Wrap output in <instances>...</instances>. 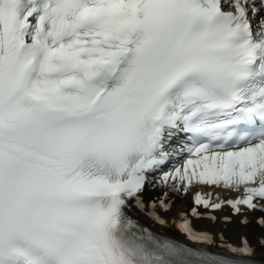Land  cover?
<instances>
[{
    "label": "snow or ice",
    "instance_id": "1",
    "mask_svg": "<svg viewBox=\"0 0 264 264\" xmlns=\"http://www.w3.org/2000/svg\"><path fill=\"white\" fill-rule=\"evenodd\" d=\"M196 185L238 195L197 191L193 217L264 227V0H0V264L253 260L247 238L213 254L129 215L164 226Z\"/></svg>",
    "mask_w": 264,
    "mask_h": 264
},
{
    "label": "bare ground",
    "instance_id": "2",
    "mask_svg": "<svg viewBox=\"0 0 264 264\" xmlns=\"http://www.w3.org/2000/svg\"><path fill=\"white\" fill-rule=\"evenodd\" d=\"M197 187H202L201 185H196V186H193V187H191L189 190L190 191H192V190H194L195 188H197ZM210 188H213V189H215L216 190V188L215 187H210ZM236 193V192H235ZM188 198V195L187 196H185V197H183V198H178L179 200H180V202H184L185 201V199H187Z\"/></svg>",
    "mask_w": 264,
    "mask_h": 264
}]
</instances>
